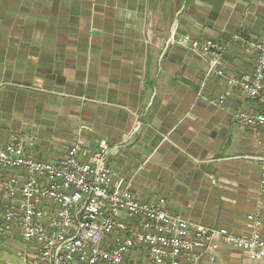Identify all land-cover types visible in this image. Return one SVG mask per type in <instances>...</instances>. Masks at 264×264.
Returning a JSON list of instances; mask_svg holds the SVG:
<instances>
[{"label":"crops","instance_id":"crops-1","mask_svg":"<svg viewBox=\"0 0 264 264\" xmlns=\"http://www.w3.org/2000/svg\"><path fill=\"white\" fill-rule=\"evenodd\" d=\"M181 38L221 42L224 74L250 73L264 0H0V145L20 135L37 159L55 162L77 140H104L137 199L248 231L264 134L235 115L257 105L210 73V58L172 42ZM197 264L264 259L224 246L214 263Z\"/></svg>","mask_w":264,"mask_h":264},{"label":"built area","instance_id":"built-area-1","mask_svg":"<svg viewBox=\"0 0 264 264\" xmlns=\"http://www.w3.org/2000/svg\"><path fill=\"white\" fill-rule=\"evenodd\" d=\"M209 60V72L237 88L257 110L237 113V122L264 134V42L251 44L250 73L226 76V47L219 41H176ZM224 95L218 97L221 103ZM0 128V138H1ZM20 135L0 145V229L17 231L30 245L25 264H197L214 263L222 247L264 259V159L248 231L235 234L172 214L165 201L137 199L110 164L111 149L101 140H81L55 162L37 159Z\"/></svg>","mask_w":264,"mask_h":264},{"label":"rangeland","instance_id":"rangeland-1","mask_svg":"<svg viewBox=\"0 0 264 264\" xmlns=\"http://www.w3.org/2000/svg\"><path fill=\"white\" fill-rule=\"evenodd\" d=\"M142 200V197H138ZM3 209L2 201L0 198V224L2 221ZM13 234L8 235L0 229V264H25L24 258H20L21 252L25 250V244L14 238Z\"/></svg>","mask_w":264,"mask_h":264},{"label":"trees","instance_id":"trees-1","mask_svg":"<svg viewBox=\"0 0 264 264\" xmlns=\"http://www.w3.org/2000/svg\"><path fill=\"white\" fill-rule=\"evenodd\" d=\"M204 1H208V2H211V0H204Z\"/></svg>","mask_w":264,"mask_h":264}]
</instances>
